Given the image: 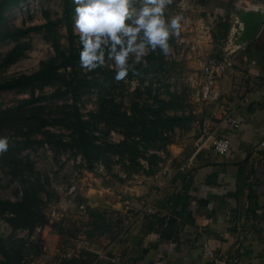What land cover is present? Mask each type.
<instances>
[{"label":"rangeland","instance_id":"374dc122","mask_svg":"<svg viewBox=\"0 0 264 264\" xmlns=\"http://www.w3.org/2000/svg\"><path fill=\"white\" fill-rule=\"evenodd\" d=\"M198 1L205 5L195 6L192 17L206 19V0ZM62 7V0H26L4 12L0 21L2 34L49 20L58 24L47 35L40 30L17 39H0V82L30 74L55 57L53 37L61 49H68L61 21ZM168 12L174 15V3L169 5ZM184 34H188L189 40L196 37L193 32ZM75 35L77 46L79 36ZM180 37L170 40L172 55L165 58L158 51L150 53L138 66L139 74L130 73L119 82L114 79L113 71L98 68L85 73L78 64V71L91 80V85L76 102L67 95H54L62 88L59 82L34 84L29 90H1L0 116L4 121L0 124V137L9 138V149L0 155V199L17 200L28 190L40 199L50 224H62L65 215L69 216L61 230L65 233L63 237H71L85 230L81 209L75 203L80 196V184H101L115 190L117 186L121 196L123 185L137 188L146 180L145 175H159L162 182V178L170 177L175 170L187 168V157L200 144L198 123L207 112L188 80L194 76L198 64L195 59L187 58V50L182 51L183 44L177 45ZM222 38L226 36L216 33L214 28L217 52ZM13 48L17 49V57L5 63L6 55ZM197 56L206 57V43ZM31 98L37 100L24 104ZM76 114L87 124L86 147L73 132ZM70 184L76 188L72 194L66 195L57 189ZM150 186L149 191L155 187ZM147 192L148 188L142 194ZM5 216L0 214V244L8 239L20 245L21 264L30 255L35 264L52 263L41 238H32V233L28 235L25 231L12 232ZM43 228L52 229L51 225ZM66 242L68 239L53 242L54 252L59 245L61 252H58L63 253L68 247ZM91 242L93 247L97 245L96 248L104 250L101 243Z\"/></svg>","mask_w":264,"mask_h":264},{"label":"crops","instance_id":"0c3cea01","mask_svg":"<svg viewBox=\"0 0 264 264\" xmlns=\"http://www.w3.org/2000/svg\"><path fill=\"white\" fill-rule=\"evenodd\" d=\"M232 1L206 0V19L209 23L215 22L216 33L223 36L229 29L228 8ZM201 4L195 0L197 7ZM216 50V43L206 45L210 54H217ZM232 57L233 66L219 82L222 92L220 117L212 127L211 136L203 138L200 149L187 157V168L175 170L170 177L162 178V182L159 175H145L146 180L137 188L123 185L121 196L117 186L115 190L101 184L79 185L80 196L75 203L78 208L83 206L80 215L85 220V229L90 221L87 209L110 213L112 228L91 239L101 243L104 250L92 244L90 250L75 253V260H84L86 251L96 256L90 264H98L96 261L100 264H148L156 258L166 259L167 264H230L234 256L237 264H264V145H260L264 143V27ZM225 114H231L239 126L233 128L223 121ZM215 136L229 140L226 154L212 151L210 143ZM181 173L192 175L188 212L194 225L183 227L176 241H161L157 249L145 253L152 240L142 234L143 214L148 213V207L160 215L168 212L165 199L179 191L182 183L178 175ZM151 184L155 187L149 191ZM147 188V195L142 194ZM66 215L64 223L57 224L63 227L69 218ZM195 233L206 238L214 259L202 255L195 244ZM62 234L65 233L60 234L55 229L43 233L41 245L52 259V263L47 260L43 263L60 264L59 257L70 249L74 236L63 237ZM64 239H68L66 250L59 253L58 245L54 252L53 242L57 244Z\"/></svg>","mask_w":264,"mask_h":264},{"label":"trees","instance_id":"16d2710c","mask_svg":"<svg viewBox=\"0 0 264 264\" xmlns=\"http://www.w3.org/2000/svg\"><path fill=\"white\" fill-rule=\"evenodd\" d=\"M26 0H0V21L3 14L9 8L18 5ZM62 18L61 21L66 30V38L69 43L67 50L61 49V45L54 37L51 39L56 56L41 64L39 69L30 74H21L11 77L0 82L1 90H29L34 87V84H49L52 82H59L62 88L56 90L54 95L57 97L69 96L76 102L80 95L85 92L91 85V80L86 75L81 74L77 67L79 64V52L81 49L80 43L74 45L76 37L74 33L75 9L77 7L74 0H62ZM58 21H47L45 24L37 26H29L24 29H19L14 32L5 34L0 33V39L7 38L17 39L20 36H25L30 31L43 30L44 33L50 34ZM17 57V49H12L4 60L5 63L11 62ZM36 98L25 100L24 104L33 103ZM2 112H0L1 115ZM4 121L3 116H0V124ZM73 132L78 141L82 142L84 147L89 141L86 139L87 133L86 122L82 121L79 115H75L73 120ZM97 147V146H96ZM181 181L179 191L171 193L166 197L165 203L168 204V212L160 215L157 212H148L143 214L142 220V234L152 240L150 247L144 252L147 253L149 249H157L158 243L161 241H176L179 237L181 229L187 225H194V220L188 212L190 203V182L192 175L189 173H181L178 175ZM87 214L90 221L84 234L92 239L95 235H101L110 231L111 218L110 213L105 210L87 209ZM0 214H5V221L10 227L11 231H25L28 235L31 234L36 226L51 225L58 233H62V228L59 224H50L41 201L34 194L28 190H24L22 196L17 200L0 199ZM73 234V236H75ZM27 244V243H26ZM0 252L2 259L0 264H21L22 253L21 246L14 245L8 239L0 244ZM86 258L78 261L72 256L67 258L65 255L59 257L60 264H90L95 260L96 256L93 253L84 251ZM96 263L100 264L99 261ZM118 264V263H110Z\"/></svg>","mask_w":264,"mask_h":264},{"label":"clouds","instance_id":"9594fccd","mask_svg":"<svg viewBox=\"0 0 264 264\" xmlns=\"http://www.w3.org/2000/svg\"><path fill=\"white\" fill-rule=\"evenodd\" d=\"M74 31L82 46L79 67L89 73L106 68L114 79L137 75L138 66L153 52L173 54L170 40L179 38L182 15H171L173 0H74ZM9 149V138L0 137V155Z\"/></svg>","mask_w":264,"mask_h":264},{"label":"built area","instance_id":"2783aa9c","mask_svg":"<svg viewBox=\"0 0 264 264\" xmlns=\"http://www.w3.org/2000/svg\"><path fill=\"white\" fill-rule=\"evenodd\" d=\"M175 5L174 15H182L184 20L182 21V36L177 42V45L182 46V51L184 49L187 50V58L195 59L198 68L195 71L194 76H190L188 78L190 86L196 90L197 99L202 102L205 106L207 114L201 118V121L198 123V140L200 144L197 147L198 151L200 149V145L203 142V138H209L212 134V127L218 119L219 116V102L221 100V89H220V79L228 72V70L233 66V57L227 56L225 53V43L226 38L219 39L221 41V48L217 54H210L206 51V57L204 59H200L198 55V50L201 48L203 43L206 45H210L215 43L216 39H214V28L215 22L209 23L207 19L203 17H199L198 19H194L192 17L193 10L195 9L194 0H173ZM191 24L194 27H191ZM264 27V15L262 21V28ZM185 31V32H184ZM194 33L195 38L189 40L186 38L184 33ZM217 42V41H216ZM196 55V56H195ZM194 56V58H193ZM223 121L230 124L233 128L239 126L237 120L231 114H225L223 116ZM211 148L215 154L224 155L228 152L230 147V142L225 137H213L211 140ZM261 146L264 145L263 142L260 143ZM183 169V168H181ZM61 193H67L66 195L72 194L75 191V185L70 184L66 186H59L57 188ZM83 209V206H80ZM147 212H153L152 208L148 207L146 209ZM45 229L42 226H36L32 232L31 237L38 236L42 239L43 233ZM195 244L201 249L202 255L211 259H214L215 255L212 251L211 247L208 244L206 238L199 233H195L194 236ZM92 248L91 239H89L83 232L77 233L71 239L70 249L66 252L65 256L70 258L75 253H78L82 250H90ZM172 249V248H170ZM237 257L234 256L231 259L230 264H237ZM23 264H35L33 255L24 260ZM148 264H167L166 259L164 258H156Z\"/></svg>","mask_w":264,"mask_h":264},{"label":"water","instance_id":"95a60500","mask_svg":"<svg viewBox=\"0 0 264 264\" xmlns=\"http://www.w3.org/2000/svg\"><path fill=\"white\" fill-rule=\"evenodd\" d=\"M228 9L230 25L226 35L225 53L231 56L252 41L260 32L264 2L262 0H233Z\"/></svg>","mask_w":264,"mask_h":264}]
</instances>
